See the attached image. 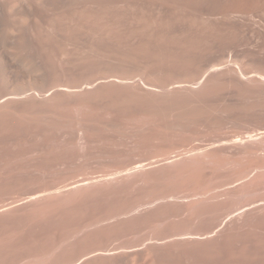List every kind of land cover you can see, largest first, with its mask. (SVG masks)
<instances>
[{
  "label": "bare ground",
  "instance_id": "bare-ground-1",
  "mask_svg": "<svg viewBox=\"0 0 264 264\" xmlns=\"http://www.w3.org/2000/svg\"><path fill=\"white\" fill-rule=\"evenodd\" d=\"M225 94L264 101V0H0V264H96L105 258L134 263L144 253L166 247L193 242L215 246L242 234L263 239L264 129L253 126L230 135L216 127L208 144L231 146L246 164L242 198L216 192L198 202L217 204L221 196H234L232 201L242 204L213 236L207 235L212 231L190 229L164 234L154 224L136 247L91 250L63 262L48 260L52 255L45 263L33 259L39 222L80 217L89 201L143 185L147 169L188 171L169 180L193 181L194 172H200L195 165L213 163L218 152H176V131L198 122L177 116L209 112V100ZM126 130L141 133L121 134ZM101 133L121 137L124 145L137 148L139 159L143 147L161 146L149 153L150 163L114 170V177L66 178L63 163L91 157ZM7 136L29 138L31 147L4 154ZM208 136L187 135L179 141ZM157 203L77 223L49 251L72 254L71 238L81 234L139 232L163 218L159 209L143 219ZM190 205L191 218L192 212L205 210ZM50 232L41 241L51 243Z\"/></svg>",
  "mask_w": 264,
  "mask_h": 264
},
{
  "label": "rangeland",
  "instance_id": "rangeland-1",
  "mask_svg": "<svg viewBox=\"0 0 264 264\" xmlns=\"http://www.w3.org/2000/svg\"><path fill=\"white\" fill-rule=\"evenodd\" d=\"M259 98L255 97L247 101L242 99V97L236 96V94L219 95L209 100L213 107L209 112L196 116L188 114L178 115L179 117L177 116V118L186 119L191 117L197 119L198 122L185 123L176 131L172 140L174 146L177 147L176 152L180 151V153H183L193 148L199 152H218L217 156L213 159L215 163L195 165V171L199 168L200 170L198 169V171L200 172H194L195 179L187 184L173 183V180H169V176L181 173L183 175L189 174L188 171L176 173L169 170L154 171L147 169L145 173L146 182L143 185L133 186L121 194L104 196L98 201H89L88 205L82 209L80 217L68 215L62 219L51 218L50 220H46L47 222H39L36 228L39 242L35 243L32 252L33 259L37 258L38 260L39 258L41 263H45L44 260L49 255H52L48 260L63 262L76 259L83 252L91 250L136 247L143 243L140 240L143 235L147 238L145 233L150 231L154 224H157L158 230L164 234H168L170 230H175L176 232L174 233H178L185 232L188 229V231L191 230L189 233L212 231L207 235L213 236L214 231L222 228L224 223L230 221V217L232 216L230 212L240 210L242 204H235L232 201L234 196L229 198L231 200H228L225 196H221L225 198L220 197L219 200L221 202L217 204L207 203L198 205V202L200 199H208L212 193L216 192L238 194V197L242 198V187L245 178L241 175V172L246 164V160L241 159L237 154L238 150L234 151L235 149L230 148L231 146L214 147L210 146L207 140L213 136L212 134H216L214 131L216 127L221 128L220 132L230 135L240 131L243 132V130L253 126L264 129V101L260 99L261 102H259ZM131 131H136L137 134L141 133L138 130H126L122 131L121 134ZM197 134L209 136L196 137L190 142L179 141L182 136H196ZM5 141L4 154L7 155H16L19 151L23 152L31 147V139L29 138L18 139L7 136ZM124 144L125 142L119 136L115 137L111 136V133H101V140L94 144V154L91 157L78 161L66 160L63 163L62 169L66 178H73L71 181H75L88 177L100 179L114 177V175H111L114 170H121L126 167L130 168L139 161L150 163L154 159L150 158L151 155L149 153L153 149H157L158 146H161V143L155 142L151 147H143L142 152L145 154L141 156L143 159H139V156L135 153L137 148L135 149L130 145ZM222 150L226 152L220 156L219 153ZM112 151H114V157L109 155L112 154ZM118 151H129L132 154L127 157L123 155L117 157ZM183 165L188 166L186 163ZM201 175L208 179L202 181V178L199 177ZM158 198L161 199L155 201ZM150 202L153 204L154 202L158 203L155 205L150 204L153 206H150L146 211L144 210L147 215L143 219L151 217L159 209H161L164 216L159 221L153 222L152 225L143 228L139 232H120L110 237H105L101 234L90 236L81 234L76 236V238H71V242L74 243V252L72 254H67L66 256L65 254L62 255L60 250L54 254H51L49 251L52 243L57 242L59 237L64 235L67 230L73 229L77 223L91 224L96 219L110 218L117 212H125L139 204ZM191 203L194 204L195 208H204L205 210L192 212L193 217L191 218V213L186 210L191 206ZM109 221L112 220L109 219ZM49 229H51L50 235L53 236V241L48 244L41 241V238L45 236L44 234ZM175 238L180 239V237ZM203 239L205 238H199L201 241ZM147 242L149 241L145 240V243ZM25 256L22 255L18 258L20 262ZM195 256L200 257L201 260L195 261V259H190ZM96 264H264V238H252L242 234L236 237L234 241L226 243L225 241H221L216 243L215 246L214 244L210 246L205 243L193 242L177 249L166 247L158 251H150L144 253L134 263L131 260H128L127 263H117L105 258L99 260Z\"/></svg>",
  "mask_w": 264,
  "mask_h": 264
}]
</instances>
